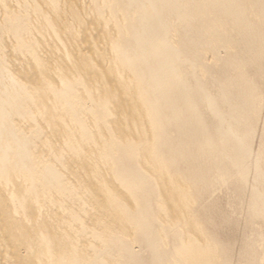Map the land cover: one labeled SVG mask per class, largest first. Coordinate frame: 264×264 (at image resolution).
Returning <instances> with one entry per match:
<instances>
[{
    "label": "bare ground",
    "instance_id": "obj_1",
    "mask_svg": "<svg viewBox=\"0 0 264 264\" xmlns=\"http://www.w3.org/2000/svg\"><path fill=\"white\" fill-rule=\"evenodd\" d=\"M258 246L264 0H0V264H264Z\"/></svg>",
    "mask_w": 264,
    "mask_h": 264
},
{
    "label": "rangeland",
    "instance_id": "obj_2",
    "mask_svg": "<svg viewBox=\"0 0 264 264\" xmlns=\"http://www.w3.org/2000/svg\"><path fill=\"white\" fill-rule=\"evenodd\" d=\"M222 194L223 193L220 194V197L223 198L222 202H220L222 212L219 214V216L222 219V218H224L223 216L230 215L231 220L235 221L234 224L228 225L226 228H222L223 229L222 235L225 238L224 241L226 243H230V244L231 243L240 244L241 241L245 238V236L248 235L250 232L247 230V227L245 226L244 220L241 217L240 213H237V214L233 213L231 203L228 200V197L221 196ZM224 197H226V198H224ZM260 247L261 246H258L257 249H260L259 250L261 252L260 254L264 255V253H262V251H261L262 247L261 248ZM135 250L139 251V247L138 248L136 247Z\"/></svg>",
    "mask_w": 264,
    "mask_h": 264
}]
</instances>
